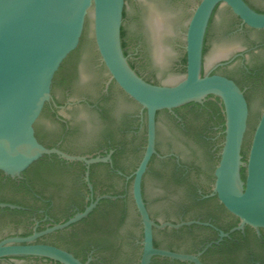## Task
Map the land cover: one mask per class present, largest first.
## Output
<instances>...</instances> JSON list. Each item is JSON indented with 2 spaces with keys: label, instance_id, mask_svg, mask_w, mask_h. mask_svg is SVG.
<instances>
[{
  "label": "water",
  "instance_id": "95a60500",
  "mask_svg": "<svg viewBox=\"0 0 264 264\" xmlns=\"http://www.w3.org/2000/svg\"><path fill=\"white\" fill-rule=\"evenodd\" d=\"M252 1L259 3V0ZM197 2L0 0V171L17 176L40 157L55 154L66 160L83 162L86 166L85 180L92 189L88 178L90 164L111 160L110 153L103 156L80 155L48 147L35 134L34 124L44 104L52 100L54 74L79 44L84 28V38L71 62L75 73L68 86L70 95L94 98L97 89L108 81V72L126 94L120 88H114L112 122H106L85 105L68 112L81 120L82 130L66 143L67 148L81 151L102 146L107 140L104 128L108 123L112 124L114 135L119 137V130L123 128L122 116L129 123L138 124L141 107L145 110L146 123L144 116L142 125L138 124L140 127L136 135L133 136L131 132L125 135L128 141L120 159L121 165L131 169L139 157L146 133L143 154L132 174L126 176L127 180L132 178L128 190L135 206L130 203L124 220L114 223L113 249L102 251L107 257L106 264H151L154 256L204 264L199 258L200 252H179L154 244L156 229L208 224L200 220L156 221L150 215L158 219L176 217L181 211L179 203L186 192L184 184L168 176L166 171H169L170 163L158 160H154L152 171L145 175L142 192L143 175L151 157H162L155 146L157 111V147L162 151L174 150L186 163L199 165L202 170L192 171L190 178L206 186L211 182L206 170L210 171L218 158L210 195L215 194L219 202L239 219L240 227L249 225L257 231L264 228V85L252 87L254 80L241 77L238 62L229 67L228 72L247 86L248 113L244 93L234 80L216 73L204 74L202 68L204 36L210 14L218 2L229 5L243 23L255 28H264V12H257L244 0H200L194 8ZM154 17L162 19L157 23ZM234 22L229 9L221 7L207 32L205 70L220 58L230 55L245 41L229 32ZM122 26L130 49V60L142 76L134 70L124 54ZM261 35L260 32H251L255 38ZM64 89L57 87L54 94L62 98ZM208 95L220 99L224 115L223 142L219 143L214 138L211 145L182 132L171 111L190 101L202 102ZM181 111L187 112L188 109ZM248 120L252 127L257 121L252 135L251 132L245 135ZM42 122L54 127V121L47 111H43L38 119V123ZM63 169L71 176L70 181L80 188V179L74 174V168L63 166ZM155 170L160 172L155 173ZM97 186L120 189L124 181L119 177H105L103 169ZM63 189L53 190L54 196L61 202L55 210L58 214L66 210L63 202L68 191ZM80 193L83 194V190L80 189ZM102 197L116 196L103 194L62 223L28 236H9L0 240V259L30 254L48 257L62 264H88V261H82L64 248L34 240L86 217ZM5 205L14 207L13 204L0 203V206ZM24 228V222L15 216L0 217V235ZM141 233L139 256L135 246ZM225 234L220 232L221 236ZM155 237L161 244H188L178 239L172 240L163 232L157 231ZM50 238L66 242L60 236ZM12 262L30 264L31 261L24 258ZM1 264L12 263L2 260Z\"/></svg>",
  "mask_w": 264,
  "mask_h": 264
},
{
  "label": "flooded vegetation",
  "instance_id": "af4514ba",
  "mask_svg": "<svg viewBox=\"0 0 264 264\" xmlns=\"http://www.w3.org/2000/svg\"><path fill=\"white\" fill-rule=\"evenodd\" d=\"M131 1H137V0H131ZM244 1L257 12H264V0H259V3L253 2L252 0H244ZM199 2L200 0H198L194 8ZM221 7H227L230 13L235 18V22L234 24H232L229 32L233 36H239L241 38H244L245 41L242 43L240 47L236 48L230 55H228L227 57L220 58L210 69L205 70L204 53L207 47V32L212 21L219 14V10ZM194 8L192 9V13ZM124 16H125V4L123 9V17ZM253 31L260 32L262 33V35L257 38L252 37L251 32ZM133 48L134 47H132V49ZM125 49L129 63L134 68V70L139 75H141L139 70H137V67L130 60V56H129L130 49L128 48V45H126ZM237 62L239 63L238 70L241 77L246 80L255 81L252 82L253 83L252 87L255 86L254 88H256L264 85V28H255L243 23L239 18V16H237L232 11L229 5H227L224 2H218L214 6L210 14L209 22L204 36L203 50H202V68L204 70V74L216 73L234 80V82L238 84V86L242 89L244 93V96L247 101L248 113H249L247 86L244 85L243 82L240 81L235 75L228 72L229 67ZM67 73L68 75L66 74V78L64 80L65 82L60 86H58L65 88L63 97L58 98L54 94V90H51L52 100L46 102L41 111V113L43 111H47L49 113V116L54 121V125H53L54 127L49 126L48 123L46 122L38 123V119L41 116L40 113L38 119L34 124L35 134L37 138L39 139L40 142H42L44 145L48 147H57L68 153L80 154V155L103 156L110 153V157H111L115 149L119 147L121 148V151H119L118 153V161L120 162L121 156L125 152V147L128 141L125 135L131 132L130 134L135 136L136 135L135 133L138 131L140 127L139 125H142V122L144 121V116L146 123L145 110L142 109V107L140 106L141 111L139 114V120H140V122L138 123L139 125L129 123L127 119L124 116H122L123 128L119 130L121 134V135L119 134L120 135L119 137L114 135L112 124L108 123L104 128V132L107 137V140L104 145L88 150H81V151L71 150L67 148L66 143L70 139L75 138L81 132L82 125L80 119H78L76 116H72L68 114V112L73 110L75 107L85 105L91 108L92 110L96 111L106 122H112L113 119L112 110L114 105L113 102L115 99L114 88L115 87L120 88V87L117 85L114 79L111 78V75L108 72V81L102 84V86L97 89V93L94 98L86 95L73 97L70 95L68 86L72 82L73 75L75 72L74 70L69 69ZM216 97L217 96H211L205 99L215 100ZM205 99L202 101V103L205 101ZM217 102L218 105H221V101L219 98L217 99ZM183 108L188 109V111L182 112L181 109ZM171 111L173 112V118L177 126L182 130V132L186 134H192L196 138L205 141L209 145H211L210 143H212V140L214 138L219 140V143L223 142L222 140L224 139V115H223V109L221 107H220V111L223 115V120L217 119L215 112L209 105H207L204 109L201 107L196 108L193 107L192 105L186 107L178 106L173 108ZM157 113H156L155 146L157 152L160 153L162 157L157 156V159L154 160L170 163L169 171H166L168 172L169 177L173 175V172H178L180 178V182L178 183H182L185 185V191H186L185 195L186 194L192 195L194 192H196L198 194H202L203 196H206L205 192L207 191L208 192L210 191L208 193L210 194L213 191L212 186L214 182V168L218 164L219 159L218 158L215 159V163H214L215 165H212L211 167L213 177H209L210 171L206 170V173H208L207 174L208 178L211 179V182L208 183V186L201 184V182L193 181L190 178V174L192 171L198 172L202 170V168L199 167V165L186 163L181 157V155L174 150L162 151L157 147ZM144 139L145 141L141 145V149H142L141 156L143 154L144 146L146 143V133ZM50 156L51 155H49V157L46 158V161H48L49 163L54 162V159ZM60 159L62 160L58 162V167H57L58 170L55 176L49 173L40 174L39 172H36L34 169L29 168L31 164L25 169L27 170L26 173H24L25 171L24 170L20 175L17 176H10L0 171V203L14 205V207H10L7 205L0 206V217L4 215L15 216L21 221H23L25 224V228L21 231H8L6 233L1 234L0 240L9 236H28L34 233L35 231H42L50 226H53L54 224L62 223L67 220L65 219L67 216H69L72 213L75 214L76 212H78L77 210L79 209L80 204L88 205L90 202L94 201L97 197L103 195L99 193L101 192V189H103L104 187L101 188H98V186L96 188L93 187L92 179H90L91 164L88 168L89 171L88 178H89V182L92 184V189H89L88 182L85 180L86 166L84 165V163L82 162V164L84 165V171L81 172L80 166L77 164L78 161L66 160L63 158ZM138 159L137 161L139 162L140 159L139 160ZM154 160L152 162L149 161L148 168L143 175L142 192H143L144 177L149 171H152V164ZM104 163H109L110 169L113 167L112 160ZM63 166H69L74 168V174L77 175V177H79L80 179V184H79L80 188L76 186V183L73 184L70 181L71 176L69 175L68 172L64 171ZM136 166H133L131 169H127L128 174L123 173L118 169H115L119 175H122L124 177L125 188L128 187L129 180H130L129 185H131V181H132V178H129L127 180L126 176L131 175L134 169L136 168ZM103 169L105 170V177L111 178L110 173L108 171V167L98 166L95 170V176L93 178V180L96 183L98 182V180H100ZM155 171H156L155 173L160 172L159 170H155ZM84 183L86 187L84 186ZM190 185L194 186V189L191 188ZM63 188L68 191L65 201L63 202L66 210L62 214H58L55 213V210L61 205V202L59 201V199H57L54 196L53 190L54 189L62 190ZM80 189L83 190L84 192L83 194L80 193ZM143 198L148 208L144 194H143ZM179 207L181 211L179 215H177L176 217H164L162 219H158L154 217L151 213L150 215L152 216V218L154 219L156 218V220L158 221L169 220L173 222H178L180 220H184L182 219L184 212L186 211L195 212L196 210L199 213L197 217L187 220H200V218L204 215L203 213L205 212L206 209L202 207L191 208V207H186L185 205H181ZM78 221L72 223L73 225L70 224L67 227L56 229L46 234H43L37 237L34 240V242L47 243L64 248L72 252L76 257L80 258L81 260L84 258V261H88V264L91 261H95L94 264H106L107 257L102 251L103 250L106 251V249H108V246L106 244L97 243L95 240H93L92 239L93 234L91 232H88V229L84 228L83 224L80 223L78 224L77 223ZM200 221L206 222L208 224H196L198 226L194 228L188 227L186 229L185 234H182L178 230L180 227L173 228L175 229L173 231L171 230L172 228L169 227L170 229L165 230V232H163V233H167L170 237H172V240L178 239L188 243L187 245L184 246L178 245L180 246V251L176 249H172L173 248L172 245L176 246V244L174 243L161 244L159 247H163L179 252H185V253L195 254L200 252L199 258L204 264H264V228H259V230L257 231L255 228L249 225H248L249 228H247L246 225L240 227L238 221V223L235 226L229 228L228 231H224V227L229 222V216H226L223 213L220 214L218 213L217 216L215 217L208 216L206 220H200ZM156 230L154 231V240L156 239L155 237V234L157 232ZM221 231L225 232L226 234L221 236L220 235ZM53 236H60L62 237V239L66 240V242H62L60 240H53L50 238ZM141 239L142 238H140V240H137V244H141L140 243ZM66 245L67 246L69 245V247H67ZM77 251L78 254L75 253ZM154 257L155 259H158V261H162L164 259V257H160V256H154ZM154 257L152 258V261ZM24 258L29 259L31 261L30 264H62L48 257L39 256V255H30V254L5 256L0 259V264L2 260L9 261L12 264H17L12 261L15 259H24ZM173 261H174L173 259H170L169 263L174 264ZM186 264H193V263L186 261Z\"/></svg>",
  "mask_w": 264,
  "mask_h": 264
},
{
  "label": "trees",
  "instance_id": "16d2710c",
  "mask_svg": "<svg viewBox=\"0 0 264 264\" xmlns=\"http://www.w3.org/2000/svg\"><path fill=\"white\" fill-rule=\"evenodd\" d=\"M85 35V28L83 30V33L81 35L79 44L77 45V47L71 51L67 57L62 61V63L60 64L59 68L57 69V71L54 74V78H53V83H52V90H54L55 88H57L58 86H60L61 84H63L66 78V74L68 75V70H74V66L71 65L73 56H75L76 52H78V49L80 48L81 42L84 38ZM121 41H122V48L124 51V54L126 55V45H127V40L125 38V31L123 26L121 27ZM184 60V66H183V73L185 72V56L183 58ZM131 65V64H130ZM213 95H208L207 97H211ZM206 97V98H207ZM218 97H216L215 100H206L202 103V102H195V101H190L187 102L181 106L186 107L189 105H192L193 107H201V108H205L207 105H209L213 111L215 112L217 119L219 120H223V115L220 111V107L222 108V105H218L217 102ZM260 116V114H259ZM258 116V117H259ZM258 120V118H257ZM257 122V121H256ZM255 124L252 126H250L249 120L247 121L248 126H247V130L245 132V135L248 132H251V135L253 133L254 127L256 125ZM245 144V139L243 142V147ZM119 151H121V148H117L115 149V151L112 153L111 156V160H112V164L113 167L110 169L109 168V163H104V162H97V163H92L91 164V174H90V179H92L93 182V187L96 188L97 187V183L93 180L94 176H95V170L98 166H105L108 167V171L110 173L111 177H119L120 179H122L124 181V177L122 175H119L117 173V171L115 169H118L120 171H122L123 173L128 174V170L122 166L120 164V162L118 161V153ZM139 159L141 157V152L142 149L139 151ZM244 153V150L242 149V154ZM49 157V155H44L43 157L39 158L38 160L34 161L31 165H30V169H34L36 172H39L40 174H52V175H56L57 174V167H58V162L62 159L58 158L57 155L53 154L50 157H52L54 159V162L49 163L48 161H46V158ZM138 159V160H139ZM154 159H157V156L153 155L152 159L150 162H152ZM138 163V161L135 162L134 166H136ZM77 164L80 166V170L81 172L84 171V165L82 164V162L78 161ZM50 167H49V166ZM27 170L24 171V173H26ZM241 175L242 178H244V172L241 170ZM209 177H213L212 174V168L210 170L209 173ZM171 179H174L177 182H180V178H179V174L178 172H173V175L170 177ZM182 180V179H181ZM129 183L130 180L128 182V187H129ZM84 186L86 187L85 183ZM128 187L125 188V186H123L122 188L118 189L114 186H106L103 189H101V192L99 194H109L111 196H117L115 198H109V197H102L99 199V202L97 204V206L95 208L92 209V211L84 218H82L80 221H78L77 223L79 224H83L84 228L88 229V232H91L93 234V240H95L97 243H102V244H106L108 246V249H113L114 246V240H113V232H114V223H119L122 222L125 218L126 215V211L128 206L130 205V203H133V199L131 197V195L129 194V190ZM191 188L194 189V186H191ZM210 192V191H209ZM208 191L205 192L206 196H203L202 194H198L196 192H194L192 195L190 194H186L183 199L181 200V202L179 203V206L181 205H185L186 207H191V208H197V207H202V208H206L205 212L203 213L204 215L200 218V220H206V218L208 216H212L215 217L217 216V214L219 213H223L226 216H229V222L226 224V226L224 227V231H228L229 228L235 226L239 219L237 217H235L234 215H232L231 213H229L225 207L218 201L217 197L215 194L210 195ZM87 204H80V207L77 211H82L84 210V208L86 207ZM203 212V211H201ZM74 213L70 214L69 216H67L65 219H68L70 216H72ZM198 211L195 210V212H189L186 211L183 214L182 219L187 220V219H191V218H195L198 215ZM156 220V218H155ZM158 221V220H156ZM178 221V220H176ZM73 225V224H72ZM198 225L196 224H191L190 226L187 225H183L181 226L178 230L182 233L185 234L186 229L188 227H196ZM247 228H249L248 225H246ZM170 229L169 227H166L165 229H157L156 231L158 232H165V230ZM172 231L175 229H171ZM140 238H142V233ZM154 244L156 246H160L161 243L158 242L156 239L154 240ZM67 246V245H66ZM69 247V245L67 246ZM137 248V252L139 253V256L141 254V244H136L135 246ZM172 249H176L180 251V246L176 245L173 246L172 245ZM76 254H78V251L75 252ZM170 258L164 257V259L162 261H158V259H153L152 264H170L169 263ZM174 264H186V261H180L177 259H173ZM82 261H84V258L82 259ZM95 261H91L89 264H94ZM118 264H126L125 262H118Z\"/></svg>",
  "mask_w": 264,
  "mask_h": 264
},
{
  "label": "clouds",
  "instance_id": "9594fccd",
  "mask_svg": "<svg viewBox=\"0 0 264 264\" xmlns=\"http://www.w3.org/2000/svg\"><path fill=\"white\" fill-rule=\"evenodd\" d=\"M161 19H162L161 17H154V18H153L154 22H157V23H158Z\"/></svg>",
  "mask_w": 264,
  "mask_h": 264
}]
</instances>
